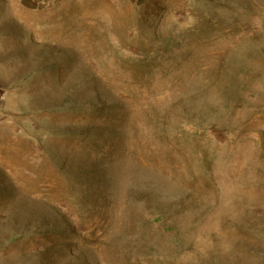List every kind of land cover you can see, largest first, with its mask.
Instances as JSON below:
<instances>
[{
  "label": "rangeland",
  "instance_id": "1",
  "mask_svg": "<svg viewBox=\"0 0 264 264\" xmlns=\"http://www.w3.org/2000/svg\"><path fill=\"white\" fill-rule=\"evenodd\" d=\"M0 247L264 264V0H0Z\"/></svg>",
  "mask_w": 264,
  "mask_h": 264
},
{
  "label": "bare ground",
  "instance_id": "2",
  "mask_svg": "<svg viewBox=\"0 0 264 264\" xmlns=\"http://www.w3.org/2000/svg\"><path fill=\"white\" fill-rule=\"evenodd\" d=\"M2 246V245H1ZM31 246V245H30ZM1 248V247H0ZM10 253V252H9ZM15 253V252H14ZM17 255V254H16ZM14 257V256H13ZM10 259V258H9Z\"/></svg>",
  "mask_w": 264,
  "mask_h": 264
}]
</instances>
